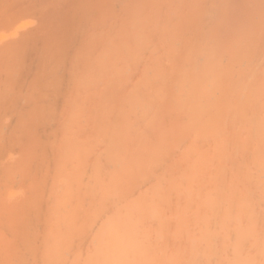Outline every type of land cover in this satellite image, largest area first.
Returning <instances> with one entry per match:
<instances>
[{
    "label": "bare ground",
    "instance_id": "obj_1",
    "mask_svg": "<svg viewBox=\"0 0 264 264\" xmlns=\"http://www.w3.org/2000/svg\"><path fill=\"white\" fill-rule=\"evenodd\" d=\"M0 264H264V0H0Z\"/></svg>",
    "mask_w": 264,
    "mask_h": 264
}]
</instances>
